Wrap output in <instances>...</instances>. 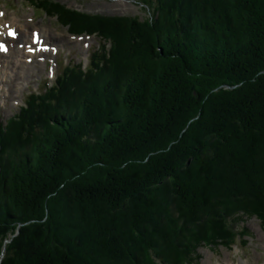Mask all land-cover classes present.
Instances as JSON below:
<instances>
[{
  "label": "trees",
  "instance_id": "trees-1",
  "mask_svg": "<svg viewBox=\"0 0 264 264\" xmlns=\"http://www.w3.org/2000/svg\"><path fill=\"white\" fill-rule=\"evenodd\" d=\"M154 2L144 20L57 8L112 43L0 124V264H193L245 237L234 208L264 225V0Z\"/></svg>",
  "mask_w": 264,
  "mask_h": 264
},
{
  "label": "rangeland",
  "instance_id": "rangeland-1",
  "mask_svg": "<svg viewBox=\"0 0 264 264\" xmlns=\"http://www.w3.org/2000/svg\"><path fill=\"white\" fill-rule=\"evenodd\" d=\"M152 1L153 5L150 2L146 4L143 0H0L1 22L5 23L6 20L16 19L20 26L28 25L30 31L35 32H37L36 29L47 28L53 38L48 42L57 45V48L51 49L50 52L45 54V57L36 58L37 63L31 62L33 65L29 74H25L22 69V71L9 76L6 87L8 88V94L5 100L0 98V124L4 125L6 120L18 112L31 94L40 93V91L45 90L47 84L54 83L57 77L66 71L68 66L78 63L82 65L83 70H86L91 63V58H95L94 53L104 52L100 47L105 41H107L106 47H110L111 40H100L98 33H72L70 27L62 24L59 19L58 9L61 6L64 5L84 13L105 17L108 20H130L135 17L144 20L152 17L155 12V9H153L155 2ZM56 3H59L60 6L56 7ZM39 5H42L43 8ZM46 5H49V9H47L49 13L46 11V7H48ZM63 11L65 10L60 11L61 14H64ZM5 33H8L7 29ZM25 61L24 59L23 62ZM23 67V64H21V68ZM262 160L259 161L262 163ZM227 170L229 176L233 179L243 181L250 169L231 170L232 172L229 169ZM236 171L238 172L235 173ZM165 189L166 191H164ZM240 189H244V185ZM248 189L245 192H250V189ZM163 191V198L170 201L177 210L182 203L176 197L174 188L168 184L165 185ZM64 200L65 205L69 208L66 199ZM244 205L231 211L235 214L234 226L228 223L229 219L227 223L234 231L238 232V229L245 230L246 235L243 239L247 243L243 242V239H236V242L228 248L225 243L220 241L217 245H208L202 242L196 248L197 253L191 254V257L194 258L193 264H242V262L245 264H264V225L253 213V210H242ZM47 211L46 209L45 214H47ZM69 212H71V208ZM209 222H212L210 217H206L204 223L200 225L201 227H198L199 231L206 229ZM191 227L190 224L189 228ZM19 228L20 225L16 227L17 234ZM6 241L9 242L10 240L7 239ZM139 258L142 261L144 254L139 253Z\"/></svg>",
  "mask_w": 264,
  "mask_h": 264
},
{
  "label": "bare ground",
  "instance_id": "bare-ground-1",
  "mask_svg": "<svg viewBox=\"0 0 264 264\" xmlns=\"http://www.w3.org/2000/svg\"><path fill=\"white\" fill-rule=\"evenodd\" d=\"M11 28L16 32L13 37L5 33L6 29L9 31ZM36 30L37 32L30 31L28 25L20 26L16 19L6 20L5 23L0 21V42L6 41L8 46L4 51L0 50V98L3 100L8 94L6 87L10 75L16 74L22 69L25 74H29L32 71L33 64L31 62L37 63L36 58L45 57L47 52L57 48V45L48 42L53 39L49 29ZM36 37H38L37 41L34 39ZM24 59L25 62H23ZM21 64H23V68H21ZM242 264L245 263L242 262Z\"/></svg>",
  "mask_w": 264,
  "mask_h": 264
},
{
  "label": "snow or ice",
  "instance_id": "snow-or-ice-1",
  "mask_svg": "<svg viewBox=\"0 0 264 264\" xmlns=\"http://www.w3.org/2000/svg\"><path fill=\"white\" fill-rule=\"evenodd\" d=\"M5 27H7V26H5ZM9 35L15 36L16 32L11 30V29H9ZM37 39H38V37H37ZM2 49H5V45L0 43V50H2Z\"/></svg>",
  "mask_w": 264,
  "mask_h": 264
}]
</instances>
